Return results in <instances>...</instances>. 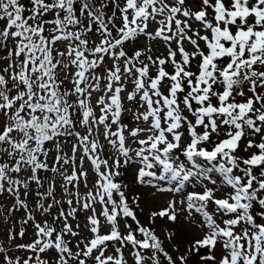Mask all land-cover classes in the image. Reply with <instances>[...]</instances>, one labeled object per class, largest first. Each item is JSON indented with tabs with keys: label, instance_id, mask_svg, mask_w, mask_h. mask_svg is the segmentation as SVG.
Here are the masks:
<instances>
[{
	"label": "snow or ice",
	"instance_id": "6c2138e0",
	"mask_svg": "<svg viewBox=\"0 0 264 264\" xmlns=\"http://www.w3.org/2000/svg\"><path fill=\"white\" fill-rule=\"evenodd\" d=\"M0 264H264V0H0Z\"/></svg>",
	"mask_w": 264,
	"mask_h": 264
},
{
	"label": "rangeland",
	"instance_id": "374dc122",
	"mask_svg": "<svg viewBox=\"0 0 264 264\" xmlns=\"http://www.w3.org/2000/svg\"><path fill=\"white\" fill-rule=\"evenodd\" d=\"M129 183L131 184L132 186V191H134V193H140L141 194V197L143 200H145L146 202H148L150 205L152 203V198L148 192L147 189H144V188H141V187H138L134 184V181L132 180V177L131 175L129 174L128 177H127Z\"/></svg>",
	"mask_w": 264,
	"mask_h": 264
},
{
	"label": "trees",
	"instance_id": "16d2710c",
	"mask_svg": "<svg viewBox=\"0 0 264 264\" xmlns=\"http://www.w3.org/2000/svg\"><path fill=\"white\" fill-rule=\"evenodd\" d=\"M134 192V191H133Z\"/></svg>",
	"mask_w": 264,
	"mask_h": 264
}]
</instances>
